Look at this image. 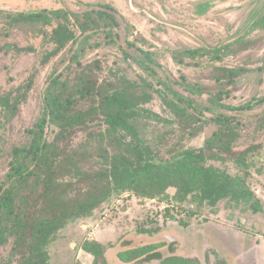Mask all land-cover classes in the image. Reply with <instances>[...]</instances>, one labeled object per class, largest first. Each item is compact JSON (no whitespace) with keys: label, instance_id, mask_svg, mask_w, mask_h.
I'll return each instance as SVG.
<instances>
[{"label":"trees","instance_id":"16d2710c","mask_svg":"<svg viewBox=\"0 0 264 264\" xmlns=\"http://www.w3.org/2000/svg\"><path fill=\"white\" fill-rule=\"evenodd\" d=\"M90 5L94 7L81 12L45 9L9 16L13 23L42 26L51 25L54 15L60 18L50 34L54 47L39 63L44 65L69 49L78 70L50 73L41 92L38 115L30 126L23 128V139L13 144L7 154L5 171L0 174V246L9 245V249L0 256V264H48V245L55 240L57 232L70 222L90 217L115 192L170 198L167 190L173 188L172 196L178 201L191 195L199 205L214 207L217 202L229 199L239 204L251 203L249 208L253 213L262 208L253 200L244 179L221 167L226 161L243 164L249 154L263 146L258 143L234 149L236 115L228 111L247 110L252 104L233 106L223 102L230 93L229 87L249 71L246 66L213 65L207 76L213 81L211 85L189 82L183 74L179 78L166 75L165 79L161 78L156 52L129 40V24L125 23V45L119 44L123 58H130L144 72L131 77L125 68H118L111 71L109 78H99L90 64L83 66L77 57L90 33L103 31L109 40H117L123 20L108 3L97 1ZM69 13L80 31L78 36L69 26ZM253 26L264 29V13L254 20ZM256 40L229 42L215 48L176 49L172 58L177 64L199 66L203 60H193L198 55L203 57L216 51L213 58L220 60L221 54L236 55ZM11 48L17 52L34 51L31 46L16 44H9L6 50ZM128 48L138 54L132 55ZM71 66L69 63L67 68ZM171 82L178 84L181 91L171 86ZM31 84L30 77L24 84L0 95L4 117L12 118L16 114ZM155 98L160 99L170 118L145 107ZM145 114L176 124L180 132L177 139L170 144L166 138L169 132L163 140L159 135L158 142L145 137L141 125ZM209 122L216 129L202 145L184 143L185 139L196 137ZM50 125L56 131L47 139L46 128ZM102 125L103 129L93 127ZM78 133L83 141L73 147L71 138ZM90 158H97L95 164H87ZM140 241L134 237L131 244V238H125L122 245L127 249L119 252L118 257L126 263L142 257L145 261L162 258L154 244L140 245ZM81 247L93 256L90 264H107L99 242L86 240ZM160 264L199 263L167 255Z\"/></svg>","mask_w":264,"mask_h":264},{"label":"rangeland","instance_id":"374dc122","mask_svg":"<svg viewBox=\"0 0 264 264\" xmlns=\"http://www.w3.org/2000/svg\"><path fill=\"white\" fill-rule=\"evenodd\" d=\"M97 1L113 6L123 20L121 29L117 30L120 35L117 40H109L103 31L90 33L84 50L77 57L83 66L90 64L99 78H109L118 68H125L131 77L144 72L130 58H123L119 46L125 45V23L129 24V40L145 50L156 52L161 78L164 75L179 78L183 74L189 82L211 85L213 81L207 76L213 65L246 66L249 71L241 74L229 87L230 93L224 96L223 102L233 106L252 104L247 110L228 111L236 115L233 122H237L234 149L258 143L263 146L249 154L245 163L226 161L221 167L243 178L244 184L252 191L253 200L262 208L253 213L249 208L251 203L239 204L229 199L217 202L214 207L199 205L191 195L178 201L172 196L173 188L167 190L170 198H147L130 191L115 192L93 210L90 217L70 222L57 232L55 240L48 245V264H90L93 256L81 247L86 240L102 245L107 264H160L167 255L189 258L199 264H264V29L253 26L254 20L264 13V0H0V49L3 48L0 50V95L32 78L31 88L16 114L6 118L5 112L0 111V174L5 171L11 146L23 139V128L30 126L38 115L41 92L50 73L78 70L69 49L44 65L39 63L42 56L54 47L50 34L60 18L54 15L51 25L42 26L13 23L9 16L45 9L81 12L93 8L90 4ZM67 15L70 28L78 36L80 31L70 13ZM248 39L257 40L236 55L221 54L220 60L213 58L216 51L203 57L198 55L193 60H203L199 66L177 64L172 58L176 49L215 48ZM9 44L31 46L34 51L6 50ZM128 52L138 54L133 48H128ZM69 63L72 66L67 68ZM170 85L179 91L182 89L174 82ZM145 107L163 118L171 117L159 98ZM205 114L212 115L211 112ZM142 117L143 134L150 140L158 142L159 135L163 140L165 133L169 132L166 138L171 144L180 134L176 124L153 116L149 118L146 114ZM93 127L104 128L103 125ZM215 129L216 125L209 122L196 137L185 139L184 143L200 146ZM55 131V127L48 126L47 139H51ZM71 141L72 146L77 147L83 141L82 134L73 135ZM162 155L166 156L163 152ZM96 160L90 158L87 164H95ZM239 216L246 221L241 222ZM254 222L259 224L258 227ZM134 237L141 239L140 245L154 244L162 258L145 261L142 257L123 262L118 257L119 252L127 249L122 245L123 240L131 238V244H134ZM8 249L9 245L0 246V256L7 254Z\"/></svg>","mask_w":264,"mask_h":264},{"label":"water","instance_id":"95a60500","mask_svg":"<svg viewBox=\"0 0 264 264\" xmlns=\"http://www.w3.org/2000/svg\"><path fill=\"white\" fill-rule=\"evenodd\" d=\"M230 217H231V215H230ZM241 222H245L246 221V219L244 218V217H242V216H239V218H238ZM258 223H256V222H254V226L255 227H258Z\"/></svg>","mask_w":264,"mask_h":264}]
</instances>
